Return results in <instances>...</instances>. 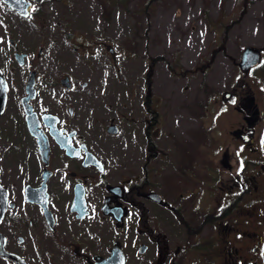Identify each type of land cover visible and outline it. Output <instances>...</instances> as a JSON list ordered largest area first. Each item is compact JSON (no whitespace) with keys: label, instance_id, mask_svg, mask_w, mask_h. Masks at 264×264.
Instances as JSON below:
<instances>
[{"label":"flooded vegetation","instance_id":"obj_1","mask_svg":"<svg viewBox=\"0 0 264 264\" xmlns=\"http://www.w3.org/2000/svg\"><path fill=\"white\" fill-rule=\"evenodd\" d=\"M26 1L28 14L0 0V264H100L116 246L124 264L130 247L146 264H254L223 229L225 216L241 213L250 180L233 173L210 184L193 174L191 151L177 166L176 150L157 142L165 122L152 88L140 105L133 87L126 102L108 103L98 134L101 94L62 69L60 46L43 34L44 0ZM226 93L241 116L232 141L259 151L254 97ZM238 185L247 189L236 194ZM2 245L21 260L2 254Z\"/></svg>","mask_w":264,"mask_h":264},{"label":"rangeland","instance_id":"obj_2","mask_svg":"<svg viewBox=\"0 0 264 264\" xmlns=\"http://www.w3.org/2000/svg\"><path fill=\"white\" fill-rule=\"evenodd\" d=\"M43 11V34L60 46L54 50L62 69L101 94L98 134L108 103L119 96L126 102L133 87L140 105L152 88L165 122L157 142L176 150L177 166L179 154L191 151L193 174L210 184L233 173L250 180L249 189L236 187V194L247 189V196L240 200V214L224 217L223 229L226 241L234 238L235 245L248 247L254 264H264V0H44ZM250 45L262 49V60L245 72L239 63ZM107 46L117 56L113 61ZM237 90L254 97L261 111L257 152L233 142L238 135L229 133L241 116L234 101H224L225 93ZM119 110L127 111L120 103ZM220 185L224 192L227 183ZM129 253V264H146L139 247Z\"/></svg>","mask_w":264,"mask_h":264},{"label":"water","instance_id":"obj_3","mask_svg":"<svg viewBox=\"0 0 264 264\" xmlns=\"http://www.w3.org/2000/svg\"><path fill=\"white\" fill-rule=\"evenodd\" d=\"M10 4H12L15 8H17L20 11H25L26 14H28V5L29 2L26 0H7ZM21 8H24L23 10ZM111 51H113L112 48H109ZM262 60V49L260 47L256 46H246L243 50L241 61L239 63L240 69H242L245 72L250 71L251 68L256 67L260 64ZM225 98L229 99V94H225ZM110 130H114L109 128ZM145 247L142 246L141 252H144ZM1 253L10 257V258H16L17 260H21L19 256H16L15 254L8 252L5 250V248L2 245ZM100 264H124V256H122V252L119 247H114L112 250L111 256L104 259V261Z\"/></svg>","mask_w":264,"mask_h":264}]
</instances>
